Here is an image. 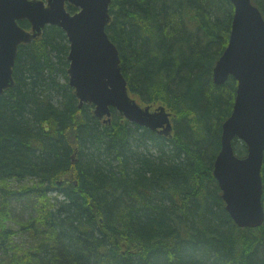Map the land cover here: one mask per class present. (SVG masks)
Here are the masks:
<instances>
[{
  "label": "trees",
  "instance_id": "trees-1",
  "mask_svg": "<svg viewBox=\"0 0 264 264\" xmlns=\"http://www.w3.org/2000/svg\"><path fill=\"white\" fill-rule=\"evenodd\" d=\"M251 1L264 16V0ZM232 13L230 0L110 2L128 91L171 112L170 138L78 107L60 27L19 45L0 96V264H264V222L237 227L212 174L236 91L232 77L212 80ZM261 177L264 205V157ZM14 203L30 215L18 233L4 224Z\"/></svg>",
  "mask_w": 264,
  "mask_h": 264
},
{
  "label": "water",
  "instance_id": "water-1",
  "mask_svg": "<svg viewBox=\"0 0 264 264\" xmlns=\"http://www.w3.org/2000/svg\"><path fill=\"white\" fill-rule=\"evenodd\" d=\"M234 6L228 42L212 70L213 82L237 81L230 115L222 124L221 149L213 175L238 227L264 222L261 165L264 155V19L251 0H230ZM111 0H0V96L14 84L13 67L20 44L38 38L46 25L60 27L69 42L68 84L98 119L119 115L158 134L170 135L171 113L163 105H141L128 92L118 50L106 26ZM77 10L70 13L66 5ZM27 20L30 29L18 24ZM246 146L235 155L232 140Z\"/></svg>",
  "mask_w": 264,
  "mask_h": 264
},
{
  "label": "bare ground",
  "instance_id": "bare-ground-1",
  "mask_svg": "<svg viewBox=\"0 0 264 264\" xmlns=\"http://www.w3.org/2000/svg\"><path fill=\"white\" fill-rule=\"evenodd\" d=\"M231 2V1H230ZM232 4V3H231ZM232 6H233V4H232ZM256 6V5H255ZM258 9H259V7L258 6H256ZM259 11H260V13H261V15H262V17H263V19H264V16H263V14H262V12H261V10L259 9ZM233 12H234V6H233ZM232 18H233V13H232V17H231V21H230V27H229V30L231 29V23H232ZM230 32V31H229ZM213 70V69H212ZM126 80V79H125ZM212 80H213V77H212ZM214 83V82H213ZM70 86V85H69ZM71 87V86H70ZM72 88V87H71ZM73 89V88H72ZM73 94H74V89H73ZM74 96H75V94H74ZM76 97V96H75ZM76 99H77V97H76ZM77 101H78V107H79V100L77 99ZM233 104H234V102H233ZM162 105V104H161ZM164 106V105H163ZM232 108H233V105H232ZM123 117V116H122ZM124 118V117H123ZM98 119V118H97ZM112 119H113V116L111 115V117H110V121L109 122H104L103 121V119H99L103 124H109L111 121H112ZM124 119H126V118H124ZM227 119V118H226ZM225 119V120H226ZM127 120V119H126ZM224 120V121H225ZM127 121H129V120H127ZM223 121V122H224ZM129 122H131V121H129ZM131 123H134V122H131ZM134 124H136V123H134ZM223 124V123H222ZM136 125H138V124H136ZM171 125H172V131H171V134L170 135H163V134H158V133H156L155 131H152V130H150L149 128H147V127H145V126H140V125H138V126H140V127H143V128H146V129H148V130H150V131H152L153 133H155V134H158V135H160V136H163V137H168V138H170L171 136H172V134H173V121H171ZM221 131H222V125H221ZM235 141H238V142H240V143H243L241 140H239V139H237V138H234L233 140H232V147H233V150H234V153H235V155H237L238 157H240L238 154H236V152H235V145H234V143H235ZM220 149H221V134H220ZM220 149H219V151H220ZM219 151H218V153H219ZM217 153V154H218ZM217 154L215 155V157L217 156ZM263 157H264V155H263ZM214 160H215V158H214ZM213 160V161H214ZM262 162H263V159H262ZM214 163V162H213ZM261 168H262V165H261ZM212 174H213V166H212ZM213 177H214V175H213ZM214 179H215V177H214ZM216 180V179H215ZM27 184L26 183V181H20V185H22V184ZM216 183H217V186H218V188H219V185H218V182H217V180H216ZM261 183H262V177H261ZM263 185V184H262ZM16 186H19L18 185V183H16ZM219 190H220V188H219ZM220 193H221V190H220ZM221 195V194H220ZM262 197H263V189H262V196H261V202H262V205H263V199H262ZM221 199H222V197H221ZM222 201H223V199H222ZM224 202V201H223ZM226 203L224 202V209H225V211L228 213V211L226 210ZM263 208H264V205H263ZM228 215H229V217H230V219L233 221V219L231 218V216H230V214L228 213ZM12 221L10 222H7V221H5L4 222V224L6 225V226H8V227H10V230H14V232H17L18 233V231H20V224H22L23 223V221L25 222V221H27V220H29L30 219V215H29V212H28V215L25 217V218H22V219H15L14 217V213H12ZM14 218V219H13ZM233 223H234V221H233ZM235 224V223H234ZM236 225V224H235ZM237 226V225H236ZM238 227V226H237ZM239 228H248V227H239ZM18 235V234H17ZM14 237H16V236H14ZM15 239V238H14Z\"/></svg>",
  "mask_w": 264,
  "mask_h": 264
},
{
  "label": "rangeland",
  "instance_id": "rangeland-1",
  "mask_svg": "<svg viewBox=\"0 0 264 264\" xmlns=\"http://www.w3.org/2000/svg\"><path fill=\"white\" fill-rule=\"evenodd\" d=\"M29 209H27L24 205V203H14L13 205V213L15 219H22L25 218L28 215ZM16 243H21L24 245H28V238L24 236L23 234H19L15 237Z\"/></svg>",
  "mask_w": 264,
  "mask_h": 264
}]
</instances>
